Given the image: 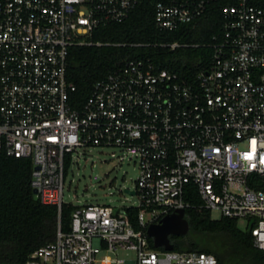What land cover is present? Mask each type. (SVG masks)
<instances>
[{
  "label": "built area",
  "instance_id": "2783aa9c",
  "mask_svg": "<svg viewBox=\"0 0 264 264\" xmlns=\"http://www.w3.org/2000/svg\"><path fill=\"white\" fill-rule=\"evenodd\" d=\"M140 2L0 0V189L5 161L29 159L40 202L60 214L74 206L69 231L60 224L24 264H219L209 253L155 248L148 235L190 208L191 193L210 215L245 222L264 251V0L158 1L154 20L165 33L195 29L219 8L221 32L203 45L207 66L186 76L132 59L82 101L68 78L71 49L93 45L97 29L124 22ZM90 147L138 166L135 190H126L137 207L64 201L67 158Z\"/></svg>",
  "mask_w": 264,
  "mask_h": 264
},
{
  "label": "trees",
  "instance_id": "16d2710c",
  "mask_svg": "<svg viewBox=\"0 0 264 264\" xmlns=\"http://www.w3.org/2000/svg\"><path fill=\"white\" fill-rule=\"evenodd\" d=\"M160 0H141L130 17L122 23L99 28L91 37L93 45L74 47L70 51L68 78L75 83L78 97L84 101L97 82L117 67L137 58H152L159 68H169L190 76L205 68L210 49L204 47L221 32L218 7L203 17L195 29L185 27L174 32L160 31L155 24V4ZM181 41L201 44L170 50L161 43ZM101 43V46L96 45ZM144 46H139V45ZM32 163L29 159L5 161L0 189V264H24L40 247L56 240L59 225L69 231L74 206L65 205L62 213L56 206L44 205L31 187ZM186 209L191 225L185 237H171L175 251H197L214 255L219 264H263L264 251L256 247L250 229L239 227L237 220H213L201 208L196 193Z\"/></svg>",
  "mask_w": 264,
  "mask_h": 264
},
{
  "label": "rangeland",
  "instance_id": "374dc122",
  "mask_svg": "<svg viewBox=\"0 0 264 264\" xmlns=\"http://www.w3.org/2000/svg\"><path fill=\"white\" fill-rule=\"evenodd\" d=\"M113 153L122 156L120 151L109 147H90L69 156L65 167L64 201L75 206L92 203L137 207L138 197L126 190H135L138 166L130 159L112 157ZM211 217L219 220L222 216L219 211H213ZM245 226V222L239 223L240 228ZM118 254L122 258L134 257L133 252L120 251Z\"/></svg>",
  "mask_w": 264,
  "mask_h": 264
},
{
  "label": "water",
  "instance_id": "95a60500",
  "mask_svg": "<svg viewBox=\"0 0 264 264\" xmlns=\"http://www.w3.org/2000/svg\"><path fill=\"white\" fill-rule=\"evenodd\" d=\"M37 195V190H33ZM130 194H134L131 192ZM191 231V225L186 218L185 210L164 217L159 224H152L148 229V235L153 239L155 248H164L167 251L174 250L171 237H185Z\"/></svg>",
  "mask_w": 264,
  "mask_h": 264
}]
</instances>
